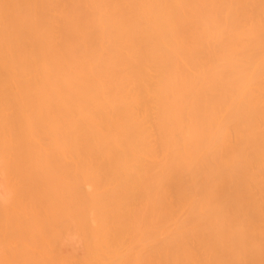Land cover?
I'll return each mask as SVG.
<instances>
[{
    "label": "bare ground",
    "instance_id": "bare-ground-1",
    "mask_svg": "<svg viewBox=\"0 0 264 264\" xmlns=\"http://www.w3.org/2000/svg\"><path fill=\"white\" fill-rule=\"evenodd\" d=\"M0 264H264V0H0Z\"/></svg>",
    "mask_w": 264,
    "mask_h": 264
}]
</instances>
